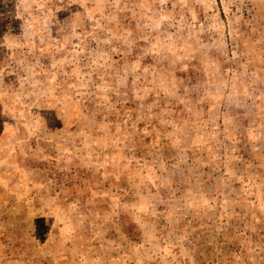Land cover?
Masks as SVG:
<instances>
[{
  "label": "rangeland",
  "instance_id": "rangeland-1",
  "mask_svg": "<svg viewBox=\"0 0 264 264\" xmlns=\"http://www.w3.org/2000/svg\"><path fill=\"white\" fill-rule=\"evenodd\" d=\"M0 264H264V0H6Z\"/></svg>",
  "mask_w": 264,
  "mask_h": 264
},
{
  "label": "crops",
  "instance_id": "crops-1",
  "mask_svg": "<svg viewBox=\"0 0 264 264\" xmlns=\"http://www.w3.org/2000/svg\"><path fill=\"white\" fill-rule=\"evenodd\" d=\"M11 10L6 7V0H0V67L5 57L9 56V45L6 41L12 32L15 20L11 17Z\"/></svg>",
  "mask_w": 264,
  "mask_h": 264
}]
</instances>
